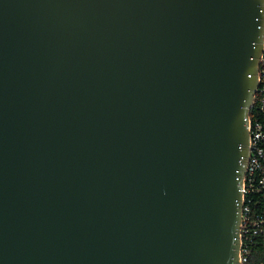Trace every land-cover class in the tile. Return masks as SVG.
Wrapping results in <instances>:
<instances>
[{
  "label": "water",
  "instance_id": "1",
  "mask_svg": "<svg viewBox=\"0 0 264 264\" xmlns=\"http://www.w3.org/2000/svg\"><path fill=\"white\" fill-rule=\"evenodd\" d=\"M264 0H0V264H242Z\"/></svg>",
  "mask_w": 264,
  "mask_h": 264
},
{
  "label": "built area",
  "instance_id": "2",
  "mask_svg": "<svg viewBox=\"0 0 264 264\" xmlns=\"http://www.w3.org/2000/svg\"><path fill=\"white\" fill-rule=\"evenodd\" d=\"M248 131L250 141L242 182L239 259L242 264H259L250 261V255L256 249L264 250V38Z\"/></svg>",
  "mask_w": 264,
  "mask_h": 264
},
{
  "label": "trees",
  "instance_id": "3",
  "mask_svg": "<svg viewBox=\"0 0 264 264\" xmlns=\"http://www.w3.org/2000/svg\"><path fill=\"white\" fill-rule=\"evenodd\" d=\"M250 261L264 264V250L256 249L250 255Z\"/></svg>",
  "mask_w": 264,
  "mask_h": 264
}]
</instances>
